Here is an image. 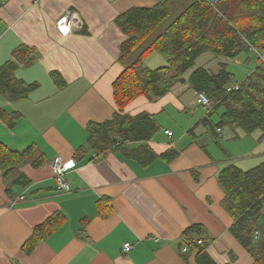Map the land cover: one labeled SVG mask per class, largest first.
Listing matches in <instances>:
<instances>
[{"label":"crops","instance_id":"obj_1","mask_svg":"<svg viewBox=\"0 0 264 264\" xmlns=\"http://www.w3.org/2000/svg\"><path fill=\"white\" fill-rule=\"evenodd\" d=\"M165 1L0 0V66L20 46L31 49L35 59L15 71L16 79L34 87L27 99L9 101L0 93V112L18 115L13 127L0 118V142L17 153L29 151L28 164L14 176L24 174L29 185L13 188V180L5 181L0 171V264H198L191 249L183 252V242L202 237L208 239L207 254L217 264H233L235 253L241 252L230 233L234 220L222 207L218 176L230 165L243 170L257 166L253 158H264V141L240 129L224 135L227 127L215 139L202 124L208 110L187 83L192 72L179 86L185 92L183 102L166 97L160 109L139 98L125 109L133 117L151 115L156 123L159 114L174 109V123H188L179 135L164 127L166 141L157 138L162 127L157 123L158 133L149 145L159 156L177 150L172 162L158 159L143 168L120 151L97 153L87 144V126L111 121L117 111L112 85L125 69L120 57L126 36L116 18L130 8ZM66 10L77 12L83 22L68 36L56 27ZM159 56H152L146 66H165ZM52 72L62 75L65 88L56 85ZM256 145L260 154L248 159ZM57 156L76 161L67 175L70 192L55 186L50 162ZM37 160L45 163L36 168ZM103 199L111 208L102 213L98 202ZM57 211L66 215L65 225L25 254L22 245L33 228ZM195 225L202 231L188 232ZM126 243L133 246L128 253Z\"/></svg>","mask_w":264,"mask_h":264},{"label":"trees","instance_id":"obj_2","mask_svg":"<svg viewBox=\"0 0 264 264\" xmlns=\"http://www.w3.org/2000/svg\"><path fill=\"white\" fill-rule=\"evenodd\" d=\"M170 18L164 32L131 65L125 66L114 81L117 111L111 121L87 126L89 150L97 153L117 150L143 168L150 167L158 159L172 162L179 154L177 150L169 149L159 156L149 145L159 130L154 117L145 113L129 116L125 109L139 97L159 100L167 96L176 83L184 81L185 74L194 69L205 53L227 61L251 51L258 57L264 54V0H219L215 5L212 0H167L152 7L130 8L116 18V24L126 36L121 45L120 62ZM31 52L28 47L20 46L13 51L12 59L0 66V93L9 101L25 100L34 89L33 85L15 77L19 67L35 61ZM154 53L166 60V66H146L144 56ZM219 65L218 72L198 67L189 78L193 89L205 93L213 106L202 124L215 139H218L217 131L227 127L234 131L240 129L246 135L261 131L258 140L264 141V63L260 61L241 82L226 70L225 62ZM51 76L59 88L66 87L60 73L52 72ZM234 82L239 89L228 92ZM220 109L224 112L219 122L214 123L211 117ZM0 118L13 127L18 115L8 117L0 112ZM132 144L138 145L129 147ZM28 157L29 151L17 153L0 142V171L5 181L13 180V188L29 185L24 174L14 177L28 164ZM44 163V160H37L33 166L38 168ZM218 183L224 194L222 207L234 220L230 233L254 258L253 264H264V162L248 170L236 165L225 167L219 173ZM107 202L108 199L98 202L102 213L107 207L111 208ZM66 218L61 211L50 215L33 228L22 251L31 254L65 225ZM202 229L201 225H195L188 232L197 233ZM202 239V245L192 239L184 240L183 244H190L198 264H217L207 254L208 239Z\"/></svg>","mask_w":264,"mask_h":264},{"label":"rangeland","instance_id":"obj_3","mask_svg":"<svg viewBox=\"0 0 264 264\" xmlns=\"http://www.w3.org/2000/svg\"><path fill=\"white\" fill-rule=\"evenodd\" d=\"M170 21H171V18L168 19L167 21H165L147 39H145L138 47H136V49L133 51V53L127 59H125L123 61V64L126 67L128 65H131L137 59V57L143 51H145L160 34H162L164 32V30L166 29V27L170 23ZM152 56H157V53L146 54L144 56V63H151V58H153ZM159 57L163 58V57H161V55ZM220 62H225L226 70L234 76V78L237 82L243 81L259 64L258 56L255 53V51H251L250 53H243L237 59L229 60V61L216 58L211 53H205L201 57H199V59L196 62L194 69L201 67V66H207L210 69L212 68L215 72H218L219 67H220L219 66ZM194 69H191L189 72H193ZM184 82H185V79H184V81L176 83L172 89L173 90L172 93L168 94L167 96H165L159 100H152V99H148L147 97H139V98H141L140 100H142V99L146 100L147 104L154 105L156 107H159L160 109H164V107H165L164 102L166 100V97L167 98L170 97L172 100H175L179 104L180 100L183 102V99L185 97V92L182 91L181 87H179ZM187 83L193 89V87L190 84L189 79L187 80ZM235 83L236 82H234V84ZM202 110H204V109L202 108ZM167 111L164 112L162 115L159 114L156 117L157 123H158V121H160L162 124L161 130L156 136H157V138H163L165 141L168 139V137H165L163 135L164 134L163 130L165 128H169L173 133H176V135H179L180 133H182L181 130L185 129L186 126L188 125V123L182 122L181 119H178V123L175 124L174 121H175V118L177 115H176L174 109H170L169 112H167ZM222 112H223V110L220 109V110H217V112L214 115H212L211 118H212L213 122H215V123L219 122V116L222 114ZM225 134H228V136L234 135V130H232L231 128L224 129V135ZM253 134L258 135V137H260L261 131H256ZM199 135H204V134H199ZM201 137H206V136H201ZM223 138L224 137H221V139H223ZM213 141L216 142V140H213ZM202 143H205V140H203ZM258 147L259 146L256 145L253 150H250V153L247 154L248 159H252L253 154H260L258 152ZM215 148L219 152H221L218 147L215 146ZM260 158L262 159V157H260V156H258L257 158L256 157L253 158V159L258 161L257 165L264 162V158L261 161H260ZM238 162H240V160ZM246 170H248V169H246ZM201 236H202V233H201ZM195 237H197V234H195ZM240 248H241V252L235 253V257H234L235 259L233 261V264H250V263L252 264L254 258L248 253V251L245 249V247L240 246Z\"/></svg>","mask_w":264,"mask_h":264},{"label":"built area","instance_id":"obj_4","mask_svg":"<svg viewBox=\"0 0 264 264\" xmlns=\"http://www.w3.org/2000/svg\"><path fill=\"white\" fill-rule=\"evenodd\" d=\"M219 2V0H212V4L215 5ZM57 29L62 33L64 36H68L74 32L75 29H81L83 27V22L79 14L73 10H66L63 16L56 21ZM260 60L264 63V54L259 55ZM239 89V85L231 83L228 92L235 91ZM197 102L200 106L206 108L209 111L213 109L212 103L209 97L205 93H198L197 95ZM221 130L219 129L218 132ZM94 159H98L99 157L94 155ZM50 165L54 172V181L55 186L58 190L63 192H70L71 191V184L67 179V175L69 172L75 169L76 161L75 160H64L61 157H55L50 162ZM23 199V198H21ZM198 245L203 244V240L196 241ZM185 244V243H184ZM133 249V246L130 243H126L124 245V251L126 253L130 252ZM190 244H185L183 248V252L190 251Z\"/></svg>","mask_w":264,"mask_h":264}]
</instances>
